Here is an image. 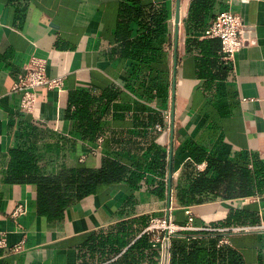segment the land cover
<instances>
[{"label": "crops", "instance_id": "obj_1", "mask_svg": "<svg viewBox=\"0 0 264 264\" xmlns=\"http://www.w3.org/2000/svg\"><path fill=\"white\" fill-rule=\"evenodd\" d=\"M226 8L0 0V264H159L143 230L152 216L183 222L187 208L194 228L172 236L168 264H264V230L215 229L264 222V0L231 6L256 37L232 62L203 36ZM31 55L62 85L38 87L28 113L12 85ZM14 148L44 171L112 161L127 173L50 220L36 185L10 178Z\"/></svg>", "mask_w": 264, "mask_h": 264}, {"label": "built area", "instance_id": "obj_2", "mask_svg": "<svg viewBox=\"0 0 264 264\" xmlns=\"http://www.w3.org/2000/svg\"><path fill=\"white\" fill-rule=\"evenodd\" d=\"M229 8L222 9L215 14L211 22L204 28L203 36L216 37L220 40L219 56L224 62H232L234 55L241 48L256 42L254 27L242 20L239 13L231 9L233 4L246 3L249 0H224ZM62 76H50L46 69L44 58L31 55L12 85V90L20 94L19 109L24 112H33L37 100V88L46 86L48 88H60ZM22 205H17L10 213L17 216L23 213ZM187 218L183 222L175 221L169 214L152 216L143 232L148 235L151 246L159 249V264H168L170 257L171 238L173 235L192 229V211L185 209ZM216 231L231 233L249 230H264V222L258 226H236L227 228H215ZM226 241V238L220 240ZM0 245H7L4 237L0 238ZM20 243L11 246L12 249H19Z\"/></svg>", "mask_w": 264, "mask_h": 264}, {"label": "trees", "instance_id": "obj_3", "mask_svg": "<svg viewBox=\"0 0 264 264\" xmlns=\"http://www.w3.org/2000/svg\"><path fill=\"white\" fill-rule=\"evenodd\" d=\"M99 168H89L78 162L63 165L57 170L44 171L37 164V156L30 149L11 150L9 174L12 180L28 181L36 185V209L50 220L63 216L65 208L92 193L105 181L121 178L127 173L124 166L105 161ZM130 177L136 179L135 172Z\"/></svg>", "mask_w": 264, "mask_h": 264}]
</instances>
